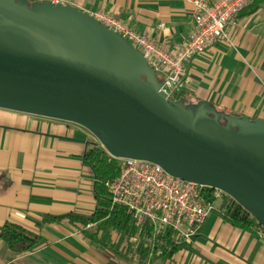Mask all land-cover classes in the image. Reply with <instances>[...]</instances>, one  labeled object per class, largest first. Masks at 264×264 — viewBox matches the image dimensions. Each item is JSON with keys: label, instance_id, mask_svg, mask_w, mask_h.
Here are the masks:
<instances>
[{"label": "water", "instance_id": "obj_1", "mask_svg": "<svg viewBox=\"0 0 264 264\" xmlns=\"http://www.w3.org/2000/svg\"><path fill=\"white\" fill-rule=\"evenodd\" d=\"M160 89L143 55L87 12L0 0V109L76 124L114 159L221 191L264 230V120Z\"/></svg>", "mask_w": 264, "mask_h": 264}, {"label": "crops", "instance_id": "obj_2", "mask_svg": "<svg viewBox=\"0 0 264 264\" xmlns=\"http://www.w3.org/2000/svg\"><path fill=\"white\" fill-rule=\"evenodd\" d=\"M33 1L108 13L166 50L194 29V8L186 0ZM231 34L232 46L218 41L190 60L181 99L186 106L202 104L221 113L264 120V0L251 1ZM93 144L101 147L76 124L0 109V228L12 223L42 239L23 255L13 253L0 239V264H132L107 251L89 250L66 221L43 223L47 216H88L94 211L95 179L84 160ZM223 213V206L212 211L192 242L169 261L147 264H264L261 230L239 229Z\"/></svg>", "mask_w": 264, "mask_h": 264}, {"label": "built area", "instance_id": "obj_3", "mask_svg": "<svg viewBox=\"0 0 264 264\" xmlns=\"http://www.w3.org/2000/svg\"><path fill=\"white\" fill-rule=\"evenodd\" d=\"M186 1L194 8V29L171 50L161 48L108 13L88 14L141 53L149 66L162 76L160 90L172 98L181 92L182 78L193 57L203 54L218 41L233 45L231 33L239 25L241 12L252 0H215L212 4L204 0ZM116 160L118 175L106 181L104 188L111 203L126 209L138 229L148 230L144 240L152 251L151 256L161 257L164 249L169 250L168 243L176 247L190 244L211 212L227 204L221 191L174 178L158 165ZM91 227L89 224L86 229ZM136 242L137 238L130 239V243Z\"/></svg>", "mask_w": 264, "mask_h": 264}, {"label": "trees", "instance_id": "obj_4", "mask_svg": "<svg viewBox=\"0 0 264 264\" xmlns=\"http://www.w3.org/2000/svg\"><path fill=\"white\" fill-rule=\"evenodd\" d=\"M33 3V0H27ZM157 78L161 81L162 76L156 73ZM182 92L172 97L173 100H182ZM216 110V109H215ZM216 112L221 113L216 110ZM222 114L229 117L240 118L239 115ZM224 124V120H220ZM85 163L93 172L94 194L96 199V207L88 216H80L76 214H67L60 217L47 216L43 219V223L52 224L66 221L75 228L78 233L85 239L96 245L103 251H107L114 257L131 262L134 264H147L153 260H159L166 263L171 257L186 245L173 246L168 243L169 250L164 249L161 257L151 256L150 247L145 245V236L148 230L138 229L134 222L123 207L115 206L111 203L109 195L106 193L104 183L112 180L118 175V161L110 157L101 147L96 144L88 145V149L84 155ZM227 202L223 206V218L231 225L239 229H259L263 228L249 215L240 205L229 197L225 198ZM91 224L93 227L86 229ZM124 239L126 247L124 250L116 247L114 237ZM131 238H137V242L130 243ZM0 239L8 246V248L16 255H23L39 246L42 239L39 235L27 231L18 225L5 223L0 228Z\"/></svg>", "mask_w": 264, "mask_h": 264}, {"label": "rangeland", "instance_id": "obj_5", "mask_svg": "<svg viewBox=\"0 0 264 264\" xmlns=\"http://www.w3.org/2000/svg\"><path fill=\"white\" fill-rule=\"evenodd\" d=\"M102 148V147H101ZM226 197H229V196H227V195H225ZM230 198V197H229ZM82 238V237H81ZM82 240H83V242H85L86 243V247L89 249V250H92V251H94V252H101V253H105V254H107L105 251H103V250H101L100 248H98L97 246H95V245H93V244H91L89 241H87V240H85V239H83L82 238ZM114 240H115V245H116V247H120V248H122L123 250H124V248L126 247V243L124 242V239H120V237H114ZM132 264H134V263H132Z\"/></svg>", "mask_w": 264, "mask_h": 264}]
</instances>
